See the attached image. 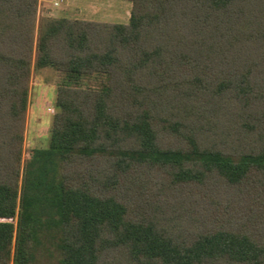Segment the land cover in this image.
I'll use <instances>...</instances> for the list:
<instances>
[{
    "label": "trees",
    "instance_id": "1",
    "mask_svg": "<svg viewBox=\"0 0 264 264\" xmlns=\"http://www.w3.org/2000/svg\"><path fill=\"white\" fill-rule=\"evenodd\" d=\"M127 1L0 0V264H264V0ZM45 69L60 111L26 158Z\"/></svg>",
    "mask_w": 264,
    "mask_h": 264
},
{
    "label": "rangeland",
    "instance_id": "2",
    "mask_svg": "<svg viewBox=\"0 0 264 264\" xmlns=\"http://www.w3.org/2000/svg\"><path fill=\"white\" fill-rule=\"evenodd\" d=\"M57 1L60 0H41V15L51 16V9L59 13L64 4L56 7L54 4ZM108 2L111 6L120 7V17L114 20V13H110L112 19L116 23H128L129 18L126 17V14L129 12L124 6V2L125 4H130V2L127 0H110ZM56 76L50 69L36 72L33 76L24 141V157L26 158L30 156L33 149L49 145L53 118L60 111L56 102Z\"/></svg>",
    "mask_w": 264,
    "mask_h": 264
},
{
    "label": "crops",
    "instance_id": "3",
    "mask_svg": "<svg viewBox=\"0 0 264 264\" xmlns=\"http://www.w3.org/2000/svg\"><path fill=\"white\" fill-rule=\"evenodd\" d=\"M108 1L110 0H60L54 5L56 7H60L64 4V6L60 8L59 13L50 8V15L53 17L115 22L114 20L120 17V7L111 6ZM124 6L129 12L126 14V17L130 19L132 3L130 2V4H125L124 2ZM110 13H114V20L112 19Z\"/></svg>",
    "mask_w": 264,
    "mask_h": 264
}]
</instances>
